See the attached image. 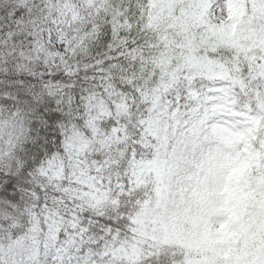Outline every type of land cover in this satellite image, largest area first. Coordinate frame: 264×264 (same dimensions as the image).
<instances>
[{"label": "snow or ice", "instance_id": "1", "mask_svg": "<svg viewBox=\"0 0 264 264\" xmlns=\"http://www.w3.org/2000/svg\"><path fill=\"white\" fill-rule=\"evenodd\" d=\"M0 264H264V0H0Z\"/></svg>", "mask_w": 264, "mask_h": 264}]
</instances>
